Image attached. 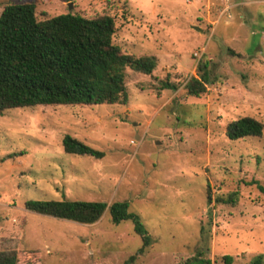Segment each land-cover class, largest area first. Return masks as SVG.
Masks as SVG:
<instances>
[{
  "label": "rangeland",
  "instance_id": "obj_1",
  "mask_svg": "<svg viewBox=\"0 0 264 264\" xmlns=\"http://www.w3.org/2000/svg\"><path fill=\"white\" fill-rule=\"evenodd\" d=\"M27 1L40 20L108 10L113 43L156 66L151 74L125 69L126 104L0 114V250H14L17 264H122L141 245L130 219L115 224L106 210L81 224L23 203L125 200L152 240L134 264H182L197 251L212 264L225 255L230 264L263 255L264 264V129L236 140L224 134L242 116L264 124V0H0V12ZM202 61L210 83L188 95ZM166 80L176 90L163 88ZM65 134L104 156L65 152ZM234 190L235 205L214 201Z\"/></svg>",
  "mask_w": 264,
  "mask_h": 264
},
{
  "label": "trees",
  "instance_id": "obj_2",
  "mask_svg": "<svg viewBox=\"0 0 264 264\" xmlns=\"http://www.w3.org/2000/svg\"><path fill=\"white\" fill-rule=\"evenodd\" d=\"M114 32V18L108 10L93 16L66 12L40 20L32 1L3 6L0 12V114L7 109L31 106L126 104L125 69L151 74L156 63L151 56L122 52L112 41ZM207 66L208 61L197 64L196 75L185 84L188 95L199 96L206 91L210 83ZM162 87L177 88L167 80ZM263 129L261 121L242 116L228 122L224 134L231 140L260 137ZM61 145L70 154L104 156L102 150L69 134L62 137ZM15 154H7L3 159ZM258 188L264 193V187L258 184ZM211 201L208 188L207 202ZM214 201L235 205L238 191L216 196ZM23 206L30 212L81 224L98 221L106 210L115 224L130 219L141 245L122 264H134L152 241L139 216L129 211L125 200L107 205L103 201L29 198ZM261 256L257 255L251 264H261ZM222 259L223 264L231 262L229 255ZM17 261L14 250H0V264H17ZM182 264L212 262L197 251Z\"/></svg>",
  "mask_w": 264,
  "mask_h": 264
},
{
  "label": "water",
  "instance_id": "obj_3",
  "mask_svg": "<svg viewBox=\"0 0 264 264\" xmlns=\"http://www.w3.org/2000/svg\"><path fill=\"white\" fill-rule=\"evenodd\" d=\"M69 7H71V4H69Z\"/></svg>",
  "mask_w": 264,
  "mask_h": 264
}]
</instances>
